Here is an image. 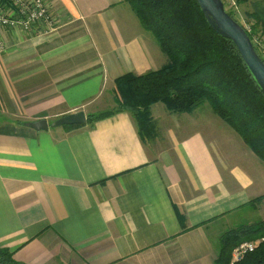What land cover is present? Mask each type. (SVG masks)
Returning <instances> with one entry per match:
<instances>
[{"label":"crops","instance_id":"1","mask_svg":"<svg viewBox=\"0 0 264 264\" xmlns=\"http://www.w3.org/2000/svg\"><path fill=\"white\" fill-rule=\"evenodd\" d=\"M46 1L56 31H3L0 249L18 264H214L240 214L264 218V200L250 206L264 164L207 105H153L145 145L127 112L49 127L110 110L116 79L166 59L123 0ZM40 120L48 130L31 128Z\"/></svg>","mask_w":264,"mask_h":264},{"label":"trees","instance_id":"2","mask_svg":"<svg viewBox=\"0 0 264 264\" xmlns=\"http://www.w3.org/2000/svg\"><path fill=\"white\" fill-rule=\"evenodd\" d=\"M245 1L238 0L240 4ZM123 2L130 7L140 27L153 37L166 63L156 71L139 76L129 73L116 79L115 106L87 115L89 128L98 121L127 112L145 145L156 136L150 113L153 105L162 104L173 115L191 114L207 105L264 164V96L237 49L210 28L195 0ZM250 19L254 29L264 33V0H250ZM258 56L264 63V57ZM263 199L264 196L251 201L250 206L255 208ZM245 242H256L257 246L233 264H264V220L224 233L216 245L214 264H232V250ZM0 264L18 263L13 252L0 249Z\"/></svg>","mask_w":264,"mask_h":264},{"label":"water","instance_id":"3","mask_svg":"<svg viewBox=\"0 0 264 264\" xmlns=\"http://www.w3.org/2000/svg\"><path fill=\"white\" fill-rule=\"evenodd\" d=\"M210 28L220 37L229 40L237 49L243 63L257 88L264 96V63L255 52L246 32L226 13L221 0H195ZM87 118L82 111L71 113L54 120L49 127L60 128L86 125ZM35 131H46L45 120L30 124Z\"/></svg>","mask_w":264,"mask_h":264},{"label":"built area","instance_id":"4","mask_svg":"<svg viewBox=\"0 0 264 264\" xmlns=\"http://www.w3.org/2000/svg\"><path fill=\"white\" fill-rule=\"evenodd\" d=\"M224 6L223 0H221ZM59 21L51 12V5L46 0H0V53L5 49L3 31L13 30L32 33L42 28V35H47L58 28ZM256 242H245L231 252L230 262H240L248 253L253 252Z\"/></svg>","mask_w":264,"mask_h":264},{"label":"rangeland","instance_id":"5","mask_svg":"<svg viewBox=\"0 0 264 264\" xmlns=\"http://www.w3.org/2000/svg\"><path fill=\"white\" fill-rule=\"evenodd\" d=\"M251 1H255V0H251ZM223 2H224V9H225L226 13H228V15L230 14L231 16H233V18L236 20V22H238V24L242 27V29L248 35L252 44L255 46L258 54L264 57V33L261 32L260 29H256V30L254 29V27H255L254 22L250 19V9H247V7H246L247 4H249L250 0H246L245 2H243L241 4L238 2V0H223ZM53 32H51V33H53ZM152 39H153V37H152ZM114 98H115V95H112L111 99H110V105H112V106L115 105L114 104V100H115ZM165 110H166V108H165ZM251 214L252 213H250L248 216L240 214V217L242 216V217H244V219L240 218V222H239L238 226L250 225V223H254L258 220H264V218L260 217L256 213H254L252 215ZM263 217H264V215H263ZM242 222H245V223H242Z\"/></svg>","mask_w":264,"mask_h":264}]
</instances>
